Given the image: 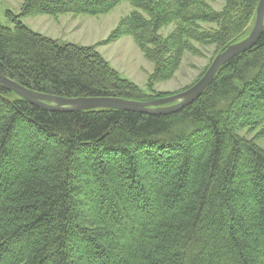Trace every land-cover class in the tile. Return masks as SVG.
I'll list each match as a JSON object with an SVG mask.
<instances>
[{
  "label": "trees",
  "instance_id": "obj_1",
  "mask_svg": "<svg viewBox=\"0 0 264 264\" xmlns=\"http://www.w3.org/2000/svg\"><path fill=\"white\" fill-rule=\"evenodd\" d=\"M121 0H25L0 21V72L64 97H146L94 46L61 43L22 17L100 14ZM132 34L170 78L194 42L246 37L260 0H127ZM175 28L163 36L169 24ZM214 24L206 28L203 24ZM264 31L193 103L168 114L50 111L0 85V264H264ZM101 188H94V184Z\"/></svg>",
  "mask_w": 264,
  "mask_h": 264
},
{
  "label": "rangeland",
  "instance_id": "obj_2",
  "mask_svg": "<svg viewBox=\"0 0 264 264\" xmlns=\"http://www.w3.org/2000/svg\"><path fill=\"white\" fill-rule=\"evenodd\" d=\"M25 0H0V21L13 25L7 12L20 14ZM225 0H213L210 5L221 10ZM135 7L127 0H121L109 11L100 14L65 12L60 14H37L22 17V21L34 31L57 39L61 43L94 46L97 52L115 69L119 75L134 83L145 96L144 98H161L178 94L195 84L207 71L216 55L214 44L194 42V50H186L181 62L172 76L166 80L150 82L155 71L156 62L149 58L137 43L135 37L128 33L117 36L115 30L120 22L129 16ZM212 28L214 24H203ZM175 24H169L160 30L163 36L169 35ZM150 99V100H153ZM149 101V100H146ZM262 127H245L239 134L255 141L264 148ZM101 183L94 188H101Z\"/></svg>",
  "mask_w": 264,
  "mask_h": 264
},
{
  "label": "water",
  "instance_id": "obj_3",
  "mask_svg": "<svg viewBox=\"0 0 264 264\" xmlns=\"http://www.w3.org/2000/svg\"><path fill=\"white\" fill-rule=\"evenodd\" d=\"M264 31V0H260L256 19L251 32L243 39L230 43L221 50L208 67L205 74L190 88L178 94L149 101H139L116 96H79L64 97L43 93L29 88L0 72V85L29 101L31 104L50 111H81L97 108L129 110L148 114H168L197 100L209 87L221 67L236 57L253 48Z\"/></svg>",
  "mask_w": 264,
  "mask_h": 264
}]
</instances>
